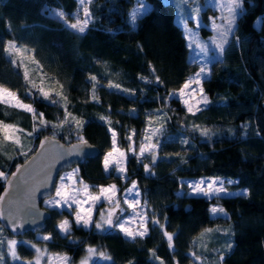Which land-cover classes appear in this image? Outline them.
Listing matches in <instances>:
<instances>
[{"label": "trees", "instance_id": "trees-1", "mask_svg": "<svg viewBox=\"0 0 264 264\" xmlns=\"http://www.w3.org/2000/svg\"><path fill=\"white\" fill-rule=\"evenodd\" d=\"M145 1L147 12L131 26L127 16L133 0H91L89 26L76 34L54 13L63 11L73 23L77 0H0V85L31 104L37 114L43 113L48 122L33 138L29 155L45 135L55 133L69 143L78 134L99 149L96 157L75 165L80 179L91 185L120 186L119 178L104 174L101 165L102 152L112 145L109 127L122 150L144 132L162 128L151 137L157 144L155 164L132 155L125 163L126 183L135 182L149 220L159 224L148 222L143 239L126 240L113 230L99 233L76 226L65 209H48L43 230L52 237L46 243L48 251L69 257L70 264L79 261L86 246L111 257L92 264H264V0H241L233 32L236 40L229 41L221 59L211 63L201 85L209 103L195 115L169 96L195 69L173 20V6L162 0ZM201 33L207 31L201 28ZM9 40L29 49L25 67L14 66L4 54ZM25 68L36 87L25 83ZM91 76L97 78L95 100ZM109 82L120 88H109ZM41 86L50 92V99L39 93ZM65 103L71 116L84 121L79 130L74 123L52 127L64 118ZM0 121L24 130L20 133L24 149L31 138L26 133L32 131V114L0 104ZM194 125L209 129V135L201 136ZM20 150L0 136V172L8 175L27 158L17 155ZM144 164H149L150 172H145ZM198 177L230 179L228 189L247 190L248 195L217 197L226 215L211 216L212 200L176 194L180 179ZM4 182L0 180V192ZM64 219L71 225L67 236L54 227ZM209 228L213 231L205 233ZM0 229L2 235H15ZM165 230L173 234L172 248ZM0 251L4 264H25L35 256L22 245L17 248L19 260Z\"/></svg>", "mask_w": 264, "mask_h": 264}, {"label": "snow or ice", "instance_id": "snow-or-ice-1", "mask_svg": "<svg viewBox=\"0 0 264 264\" xmlns=\"http://www.w3.org/2000/svg\"><path fill=\"white\" fill-rule=\"evenodd\" d=\"M187 2V0H185ZM78 4L82 10L83 17L76 18L75 22L73 23H68V20L66 19V14L63 11H58L54 13V15L58 18H60L65 26L67 28H70L74 30L75 32L83 34L86 29L89 26V23L92 18V13L90 11L89 5L91 4V0H78ZM139 7L133 9L131 13V22L133 25H135L136 20L138 17L144 15L147 10L148 6L143 2V0H138ZM222 9H225L227 12V16L223 17L224 24L223 25H216L215 23L213 24L214 30L217 32V36H214L212 38V43L215 45V50H218L220 54H222L225 50V45L227 44V36L228 34L232 33L234 31V24L236 21V18L240 15V8H241V3L240 0H225L224 3L220 5ZM196 11L197 15L199 12V9L194 10ZM196 17H193L195 19ZM186 39L189 41L188 47L192 48L193 45L196 49L199 50V54H202L204 56L208 55L209 49L206 46V44L201 43L195 39V34L191 33L190 30H187L186 28ZM3 52L11 58V63L16 66V67H25L24 61L28 58L27 53L29 52V49L26 47L20 46L17 44L15 40H9L7 41L4 46H3ZM17 57H19V61L17 60ZM33 62L34 57L32 58ZM38 63V62H36ZM208 75V66L207 64L201 65L200 69L198 72L194 74V76L190 77L185 81L183 86L178 90V92H173L169 93V96H175L178 95L181 102L185 105L187 108V112L195 115L196 112L201 111V103L204 105H207L209 103L207 96L204 94L203 87L202 85V80L206 78ZM24 79L25 83L31 85V87H36L35 82L31 81L29 78V73L27 69L25 68L24 71ZM91 81H93V86H92V92L93 96L92 98L95 100L97 97L95 96V87L97 83V78L95 76L90 77ZM157 82H159V77H156ZM148 82V81H146ZM193 85H196V87H192ZM109 88H120V85L109 82L107 85ZM63 86L61 85V88ZM39 93L44 97L45 100L50 99V92L46 91L44 87H39L38 88ZM123 91H129L127 89H124ZM198 92V99L196 98ZM27 95L31 96L32 92L31 89L27 92ZM56 96L62 97L66 101V97H63L62 92H57ZM194 101V102H190ZM53 104L59 103V101L52 99L51 101ZM0 104H5L9 107H14L20 110H23L25 112L31 113L32 118H33V127L32 131L26 133L27 136H32L33 134L37 133L40 128L42 127H47L48 122L44 119L43 113L37 114L35 112V109L32 107L31 104H25L23 101L18 97V95L11 91L9 88L4 87L3 85H0ZM65 108V114L64 118L59 121L58 124H53L52 127L55 129L57 127H63L65 124H70L74 123L75 127L77 130H79L83 124L84 121L77 119L74 116H71V113L67 111V106L66 103L62 105ZM71 117V119H69ZM38 119V123H37ZM100 119L105 120V117H100ZM194 130H199L201 136L207 137L210 133V130L207 128L201 129L199 126L194 125L193 126ZM109 131L112 132V150L108 152L104 158V169L106 172L109 171L110 164L115 163L116 164V171L118 173L123 174L126 169L121 166V161L125 157V153L119 151V149L116 147V132L109 127ZM162 131V128H157L153 129L152 134L155 135ZM24 130L21 128H18L16 125L12 124H6L3 121H0V136H2V139L4 142H11L15 146L19 147L21 151L19 152L20 155H25L26 153L23 151V144L21 142V137L20 133H23ZM135 133L133 132L131 135H129L127 138L129 140L132 139V135ZM55 133H53L54 137ZM48 137H45L44 140H41L40 142V147L43 149L45 147V144L48 142ZM151 136L146 135L144 137V141L141 142L140 144V152L138 159L140 157H144L145 153H148L152 157V164L156 163L157 156L155 154V150L157 148V144L155 143H145V141H150ZM184 143H187V141H184ZM83 146H87V141L84 140L82 136L78 137V143L74 144L71 146L70 152L75 154L79 153L81 148ZM131 149V146L129 148ZM116 156L115 160H110V157ZM11 158V157H10ZM27 163V161H26ZM23 165L17 166L16 172H13L11 177L6 175L4 172H0V180H5L8 183V186H12V177H16L18 173H20L21 168ZM144 169L145 172H150L151 168L149 164H144ZM78 170H74L72 173H68L66 177H61V184L56 187V197L58 198H53L50 200L45 201L46 204L49 205V207L53 208H61L65 205L68 207H71L72 205L76 206V211H75V222L77 226H83L85 228L89 227L90 224H92L93 218L91 215L92 208L93 206L103 200L106 201L110 207L107 210V213L101 212V220L95 222V227L97 229H103L105 225H107L109 228L115 227L119 230V232L123 233L125 237L135 240L137 237L143 239L147 234H148V228L146 226V217L145 214L142 212H137L136 209L140 205L139 199L135 200H128L124 199L123 203L128 206V208L133 209V211L136 213V216L139 218V224L136 228L130 227L133 223L132 219H129L127 221H122L120 216L118 215L119 212L124 211V209L121 208V201L116 197V186L115 185H109L108 187H103L101 186L99 188L98 193L93 194L91 191H89V186L87 184H84V182L81 180L79 181V187H75L76 181L73 180L72 185H67L63 183L65 179H69L74 177L75 172ZM123 178V177H122ZM228 183H233V181L229 180ZM188 187L190 188L191 192L193 194H199L203 195L206 197L210 196H217L219 197L221 194L228 195L227 189L224 187V181L219 180L218 178H213L209 180L201 179L197 182L194 183H189ZM9 190L8 187L5 188V193H7ZM127 192L129 194H132L135 192L136 196H139V192L136 191V184L133 182L132 187L127 189ZM33 193H29V198ZM240 195H248L247 190H244ZM5 196L0 195V202L4 201ZM91 202V203H89ZM87 203L88 207L83 208L82 205ZM213 215L220 213V214H225V210L222 207L218 206H213L209 210ZM3 217V214L0 213V218ZM13 231L16 230V228L21 227L22 225L19 223L18 218L13 216ZM153 224H159V221L156 219H153L152 221ZM161 229H164V225L160 224ZM58 228L60 230V233L64 234L67 236L70 233L71 230V225L69 220L64 219L59 222ZM2 230V229H0ZM213 229H205V233H211ZM164 237L167 238L168 241V246L169 248L173 247V234L169 233L168 231L163 232ZM203 235V234H202ZM52 237L50 235L44 236L42 239L43 240H50ZM17 241L16 240H9L8 241V255L13 259V260H19L20 257L17 255L16 252V246H17ZM33 248H36V246L33 244L31 245ZM232 245L229 243L227 245L228 249H231ZM37 252V258L35 260V264H40V255L42 254L41 249L36 248ZM88 256L85 257L84 259L81 260L80 264H88V259L91 257V255L95 254L96 250L93 248H88L87 249ZM100 257H102L105 260H110L111 257L107 256L105 253L101 252L99 253ZM153 256L155 257V252L153 251ZM156 259H159V257H155ZM220 261H223L224 255L223 253L220 254ZM51 260V257H49ZM57 259L61 261V264H67L69 257L67 256H62L57 254ZM199 259V257H197ZM4 254L0 253V264H4ZM26 264H33L32 261L26 262ZM161 264H164L163 261H161Z\"/></svg>", "mask_w": 264, "mask_h": 264}, {"label": "rangeland", "instance_id": "rangeland-1", "mask_svg": "<svg viewBox=\"0 0 264 264\" xmlns=\"http://www.w3.org/2000/svg\"><path fill=\"white\" fill-rule=\"evenodd\" d=\"M162 1L170 3L173 6V12H174L173 20L177 24V26L181 29L183 37H184L185 45H186V47L188 49L187 60L190 63H193L194 66H195V69L187 76V79H189L190 77L194 76V74L199 71L201 65H203V64H207L208 73H209V69H210L211 63L216 61V60H220L221 57H222V54H223V53L220 54L218 52V50H215V45L212 43V38L214 36L218 35L217 32L213 28V24L215 23L218 26L219 25H223L224 24L223 17L227 16L226 10L222 9L220 7V5L225 2V0H187V2H185V0H162ZM143 2L148 6V3L145 0H143ZM240 3H241V0H240ZM137 7H139L138 0H133V5H132L130 11L128 12V16H127L128 23L131 26H133V24L131 22V19H130L131 13H132L133 9H135ZM196 9H199L198 15H197L196 11H194ZM77 12H78V15L76 16V18H78V17L82 18L83 17V13H82V10H81L79 4H78ZM240 12H241V8H240ZM193 17H196V18L193 19ZM234 27H235V24H234L233 28ZM186 28H187V30H190L191 33L195 34V39L197 41L206 44V46L209 49V52H208L207 56L199 54V50L196 49L194 47V45H193L192 48L188 47L189 41L186 39ZM201 28L205 29L207 31V33L202 34L201 33ZM70 30L72 32L76 33V34H81V33L75 32L72 29H70ZM233 32L228 34V36H227L228 42L231 41V40H233V41L236 40V38L233 35ZM228 42H227V44H228ZM226 45H225V47H226ZM207 76H206V78H207ZM183 84L178 89H176L173 92H178V90L183 86ZM192 87L195 88L196 85H193ZM174 97H177L179 99V101L181 102V100H180L178 95H175ZM196 98L197 99L199 98L198 97V92H197ZM190 102H194V101H190ZM182 105L187 110V108L185 107V105L183 103H182ZM203 106H204V104L201 103L200 107L202 108ZM152 132L153 131L144 132L145 135L144 136L140 135V138L138 139V141L136 143H134V141H129L128 142V148H126V150L119 149L118 146H117V143H116V147L119 149V151L125 153V157L121 161V166L122 167L125 168L126 159L129 156H131V155L134 156L136 160L145 158L149 162L152 161V157L148 153H145L144 157H140L138 159L141 142L144 141V137L148 133H149L148 136L152 137V135H153ZM19 135L21 137V134H19ZM35 136H36V133L33 134L31 136V138H27L28 140L26 141V147L23 149V151L26 154L25 155H20L19 152H18L17 155H19V156H27V157L29 156V154H30V152L32 150V146H33V138H35ZM74 137L76 138V140H78V137H80V136L78 134H75ZM152 141H153V139L151 138L150 141H145V143H153ZM22 144H23V142H22ZM130 146H131L132 150H129ZM112 147H113V145H111L110 149L102 152V154H101V165H102L103 173L104 174L110 173L111 175L117 176L119 178V181H121V185L119 186V185L114 184V183H108V184H105V185H91V184L85 183L84 181L83 182H84V184H87L89 186V191H91L93 194L98 193L99 188L101 186L108 187L109 185H115L116 189H117L116 197L121 201V208L124 209V211L119 212L118 215L120 216L122 221H127L129 219H132L133 223L131 225H129V226L133 227V228H136L138 226L139 218L136 216V213L133 211V209L128 208V206L123 203V200L124 199H128V200L131 201V200L139 199L140 205L137 207L136 211L137 212H142V213L145 214L146 226L148 228V222H149L150 225H152L153 224L152 223L153 219L149 220V216L147 214V209H146V207L144 205V202L141 201V194H140L139 190L136 188V191L139 192V196H136L135 192H133L132 194H129L127 192V189L132 187L133 181L126 183L128 177H129L127 175L126 171L123 174L118 173L116 171V164L115 163H111L110 164V168H109L108 172H106L105 169H104V158H105L106 154L112 150ZM155 154H156V150H155ZM115 159H116V156L110 157V160H115ZM74 170H78L77 166H73V167H71L69 169L63 170L59 174V176L57 178V181H56V185H55V189H54L53 194L51 196L47 197V198H44L41 201V205L44 208H46L47 210L48 209H56L57 211H59V210L65 209V210L69 211V214L73 218V222L77 226V224L75 222V211H76V206L75 205H72L71 207H68L67 205H65V206H63L61 208H53V207H49V205L45 203V201H47V200H50V199H53V198H57L56 197V187L61 184V177H66L68 173H72ZM213 178H218L219 180L224 181V187L227 189L228 195L221 194L219 197L231 196V195H240V193H242L244 191L242 189H238V190H235V191H232V190L228 189V186L230 184H232V183H228V181L230 179H224V178H219V177H198V178H183V179H180L179 183H180L181 186L176 191V194L177 195H183L184 194L186 196H201V197L206 198L207 200H212L211 204L209 205V210L213 206L220 207L216 203L217 196L206 197V196L199 195V194H193L191 192L190 188L188 187L189 183H194V182H197V181H199L201 179L209 180V179H213ZM73 180L76 181L75 187H79L80 186L79 185V181H81V179H80V177L78 175V171L75 172L74 177L69 178V179H65L63 181V183H65L67 185H72L73 184ZM89 203H91V202H89ZM82 207L83 208H87L88 204L85 203V204L82 205ZM109 207H110V205L106 201L101 200V201L97 202L93 206L92 212H91V215H92V218H93L94 222L92 224H90L89 227H87V228H85L83 226H81V227L87 229L88 231H96V232H99V233H102V232H105V231H108V230H113V231L117 232L122 238H124L126 240H131V239L125 237L124 234L119 232V230L117 228H115V227L109 228L107 225H105L103 227V229H97L95 227V222L101 220V215H100L101 212L103 211L106 214L107 210L109 209ZM209 214L211 216H225V214H220V213H217V214L213 215L210 211H209ZM58 224H59V222L56 223L55 226H54L56 229H59L58 228ZM43 230L33 233V236H31V237H27V236L23 237V235H21V236H17V235H9V236H7V235H2L0 233V250L2 249L5 254H8V241L9 240H16L18 242L17 246H16V252H17L18 246H20V245H22L23 247L32 249L35 252L34 258L32 260H29V261H32L33 264H35V260L37 258L36 248L41 249V252H42V254L39 257L40 264H61V261L57 259V254H53V253H50L48 251L46 243L51 242L52 239L47 240V241L43 240L42 238L44 236L49 235L46 232H43ZM33 244L36 246V248H33L31 246ZM88 248H93V247L86 246L84 255L79 259V261L76 264H80L81 260L88 256V252H87ZM93 249H95V248H93ZM95 250H96L95 254H93V255H91V257H89L88 264H92L94 262L96 263V262H99V261H107L105 259L101 260V257L99 255L100 252L97 249H95ZM0 253H1V251H0ZM59 255H61V254H59ZM62 256H65V255H62ZM49 257H51V260L49 259ZM23 262L26 264V262H28V260L27 261H23ZM67 264H70L69 260H68Z\"/></svg>", "mask_w": 264, "mask_h": 264}, {"label": "water", "instance_id": "water-1", "mask_svg": "<svg viewBox=\"0 0 264 264\" xmlns=\"http://www.w3.org/2000/svg\"><path fill=\"white\" fill-rule=\"evenodd\" d=\"M45 137L49 139L41 149L40 142ZM86 141L87 146H83L79 153L73 154L70 152L71 146L77 144L78 140L66 143L53 135H45L38 140L32 154L17 165L23 167L16 177H12V186L9 187L5 181L0 192V195L5 196L4 201L0 202V213L3 214L0 226L4 230L21 236L45 228L50 212L41 205V201L53 194L59 174L99 154V149ZM17 166L8 174L9 177L16 172ZM6 187L9 188L7 193ZM29 193H33L31 198ZM13 216L17 217L22 225L15 231L12 226Z\"/></svg>", "mask_w": 264, "mask_h": 264}]
</instances>
